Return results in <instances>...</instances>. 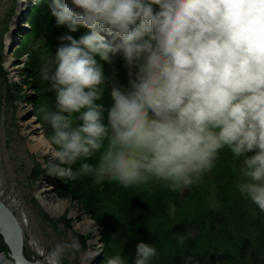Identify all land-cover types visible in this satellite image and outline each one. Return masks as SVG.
<instances>
[{
    "label": "clouds",
    "instance_id": "9594fccd",
    "mask_svg": "<svg viewBox=\"0 0 264 264\" xmlns=\"http://www.w3.org/2000/svg\"><path fill=\"white\" fill-rule=\"evenodd\" d=\"M49 7L70 33L88 29L79 39L62 35L55 55L40 61L41 81L56 93L55 110L40 109L51 128L49 175L111 179L126 189L165 182L175 192L200 181L226 148L240 160L239 192L264 212V0H50ZM117 52L128 86L113 85L105 123L99 101L110 78L96 57L111 63ZM80 249L77 239L60 242L45 259L61 264ZM156 256L153 244L140 242L134 264ZM94 258L82 253L80 264ZM103 264L127 262L116 253Z\"/></svg>",
    "mask_w": 264,
    "mask_h": 264
},
{
    "label": "trees",
    "instance_id": "16d2710c",
    "mask_svg": "<svg viewBox=\"0 0 264 264\" xmlns=\"http://www.w3.org/2000/svg\"><path fill=\"white\" fill-rule=\"evenodd\" d=\"M49 4L50 0H46L32 8L28 19L31 30L24 36L17 55H29L24 68L25 75L33 81L34 87L38 89L36 106L48 105L55 110L56 93L50 90L51 82L46 84L41 81L40 61L50 52L55 55L57 48L62 43L59 39L62 35L70 34L79 39L88 32V29L81 27L77 32L70 33L66 25H57ZM1 27L5 29L6 24ZM1 31L0 28V78L6 79L7 72L2 62L4 54ZM36 44H39V48L33 47ZM96 59L102 65L105 76L110 78L109 83L116 80L121 87L128 86V69L123 54L119 57L113 54L111 63L102 61L99 57ZM13 87V90L8 88L6 93V99L11 104L19 99L22 93L20 86ZM99 102L105 106L104 117L105 123H107V109L112 105L108 89H105L104 97ZM40 121L47 127V130L49 128L51 131V128L42 120V116ZM49 136L47 135V139ZM253 154L249 153V155ZM87 162L95 164L96 158L93 157ZM236 163L240 165V160L233 158L231 152L225 148L220 152L219 159L212 169L216 176L215 181L220 186L219 203L223 218L222 229L218 235L215 234L213 218L209 211L210 205L207 203L209 197L203 193L208 187V174L191 185L192 192L186 195L189 203L184 210L185 224L183 223L184 229L181 230L184 244L190 245L191 251L190 260L184 261L183 264H203L202 262H208L206 264H243L242 242L248 245L244 249L247 256L249 255L258 264H264V258L260 256L264 253V212H261L249 199L243 202L238 194L239 173L234 172ZM73 167L74 169L79 167V163ZM41 175H49L46 164L35 161L32 179L36 180ZM57 179L59 183L56 190L57 195L62 198L70 196L76 200L97 223L103 226L105 256L116 254V246L120 238L126 242L128 248L131 247L129 242H132L133 247H136L140 242L153 244L157 249L158 259L157 256L154 257L150 264H166L171 261L174 248L173 236L176 235V229L172 226L171 209L174 208L175 214H177L180 206L186 205L178 199L180 190L174 192L165 182L157 181L126 189L111 179H106L100 184L94 183L92 177H80L75 181L58 177ZM201 193H203L202 203H205V207L208 208L205 217L213 225L209 226L210 233L203 222L198 221L195 198ZM183 200L186 199L183 198ZM179 214L181 213L179 212ZM61 219L69 224L68 218L62 217ZM192 225L201 227L198 236L194 237L193 241ZM88 237L86 238L84 235L80 237L84 248ZM0 250L7 254L10 252L1 234ZM24 254L31 260L26 249H24ZM244 264H247V259Z\"/></svg>",
    "mask_w": 264,
    "mask_h": 264
},
{
    "label": "rangeland",
    "instance_id": "374dc122",
    "mask_svg": "<svg viewBox=\"0 0 264 264\" xmlns=\"http://www.w3.org/2000/svg\"><path fill=\"white\" fill-rule=\"evenodd\" d=\"M24 1L26 0H0V28L2 30V50L4 54L2 62L7 72L6 79L3 77L0 78V199L9 205L21 222L24 231V249L28 251L31 260L42 261L47 264L45 258L57 243L77 239L81 245L80 253L75 257L65 254L61 264H80V256L82 253L94 255L95 258L92 261H95L94 264H100L101 261H98L100 257L103 256L101 255L99 257V254H96L99 253L97 246L101 239V235L98 233L96 224L94 223L96 220L80 203L70 196L62 198L57 195L56 190L59 186L57 177L41 175L36 180L32 179L34 162L37 161L46 164L51 158V153L43 154L41 151H33L29 143L31 142L32 136L44 134L47 138V135L49 136L51 131L49 128L47 130V127L40 121V117L42 116L40 111L41 107L40 105L36 106L38 89L34 87L33 81L25 75L24 64L29 55H17V48L21 45L19 44L20 39L22 36L26 35L24 33H26L27 30L28 32L31 30L27 24L26 13L28 10L27 5H32V1L30 0L26 6L21 7L20 4ZM24 7L25 9H23ZM19 10L22 11L19 33H17L12 47L9 46L7 48L5 36L11 31V24H13ZM5 20L7 21L5 22ZM5 24L6 28L8 27L7 30L1 27ZM121 54L123 53L117 52L114 55L118 56ZM113 85L121 87L120 83L115 80L106 84L105 89H108L111 93ZM13 86H20L22 93L20 98L16 99V101L11 104L6 99V93L8 88H12L13 90ZM20 111L23 112L21 116L19 115ZM219 154L216 161L219 159ZM236 166L239 167V163H236L234 167V172L239 173V168L237 169ZM212 169L203 174V176L208 174L207 176L209 178L208 187L204 185L206 189L203 193L209 197V202L207 203L210 205L209 211L213 218L215 234L218 235L222 229L223 218L219 203L220 186L219 183L215 181L216 176ZM42 185L52 186V192H54L58 198L67 199V209L61 213V215H51L39 202V199L36 197V191ZM191 189L192 186L180 190L181 193L178 199L181 203L186 205L180 206L177 210V214H171L172 226L176 229H174L176 235L173 236L174 248L171 261L166 264H183L184 261L187 262L190 260L191 246H187L184 244V241L183 243L180 241L183 240L181 232V230L184 229L183 223L185 221L183 214L189 203L186 195L192 192ZM203 193L195 198V207L199 218L198 221L203 222L210 233L209 226L212 225V223L205 217L208 208L205 207V203H202ZM238 194L243 199V202L247 200L239 191ZM183 198L186 200H183ZM179 212L181 214H179ZM21 214L25 216V223L21 218ZM62 217L68 218L69 224L63 222L61 219ZM85 223H89V227L85 228ZM200 228L201 227L197 225H192V241L194 237L198 236ZM86 233L89 238H91L89 241V249L87 248V242L84 248L80 239L81 235L85 236ZM88 236H86V238ZM129 243L131 244L130 248L127 247L125 241L119 238L116 246V253H120L125 258L127 264H134L136 247L132 246V242ZM247 246L245 242H242L243 250L241 258L243 264L246 262V259L247 264H258L244 252ZM93 247H95V250ZM260 256L264 258V253ZM202 263L206 264L208 262Z\"/></svg>",
    "mask_w": 264,
    "mask_h": 264
},
{
    "label": "bare ground",
    "instance_id": "6f19581e",
    "mask_svg": "<svg viewBox=\"0 0 264 264\" xmlns=\"http://www.w3.org/2000/svg\"><path fill=\"white\" fill-rule=\"evenodd\" d=\"M28 0L22 2L20 6H26L28 4ZM25 9V7L23 8ZM21 10L18 11V13L15 16V20L13 24H11V31L5 36V41H6V46L7 48L10 46L12 47L13 42H15V39L17 37V33H19L20 29V23L22 14ZM25 36V35H24ZM24 36L19 41V44L22 43ZM19 48V47H18ZM17 48V49H18ZM20 116L23 114L22 111L19 112ZM47 138L44 134H40L39 136H32L30 147L33 151H41V153L46 154L50 153V149L47 143ZM36 197L39 199V202L42 204V206L51 214V215H56L59 216L61 213H63L68 206V201L67 199H61L58 198L54 192H52V186H45L42 185L37 191H36ZM21 218L25 223V216L21 214ZM85 228L89 227V223H85L84 225ZM0 264H7L5 258L0 254Z\"/></svg>",
    "mask_w": 264,
    "mask_h": 264
},
{
    "label": "water",
    "instance_id": "95a60500",
    "mask_svg": "<svg viewBox=\"0 0 264 264\" xmlns=\"http://www.w3.org/2000/svg\"><path fill=\"white\" fill-rule=\"evenodd\" d=\"M29 14L30 11L26 13V19L29 18ZM0 234L10 250L8 254L0 250L7 264H46L42 261L29 260L25 256L23 226L13 210L2 200H0Z\"/></svg>",
    "mask_w": 264,
    "mask_h": 264
},
{
    "label": "built area",
    "instance_id": "2783aa9c",
    "mask_svg": "<svg viewBox=\"0 0 264 264\" xmlns=\"http://www.w3.org/2000/svg\"><path fill=\"white\" fill-rule=\"evenodd\" d=\"M94 223L96 224V229L98 230V233L101 235V238H102V231H103V228L100 226V225H98L95 221H94ZM98 250H99V256L102 254V252H103V249H104V245H103V242L101 241V239H100V241L98 242ZM93 249L95 250V247H93ZM94 262L95 261H92L91 262V264H94ZM99 264V263H98Z\"/></svg>",
    "mask_w": 264,
    "mask_h": 264
}]
</instances>
